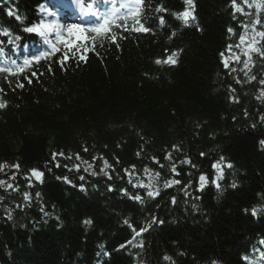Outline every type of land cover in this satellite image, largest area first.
<instances>
[{"label": "trees", "instance_id": "trees-1", "mask_svg": "<svg viewBox=\"0 0 264 264\" xmlns=\"http://www.w3.org/2000/svg\"><path fill=\"white\" fill-rule=\"evenodd\" d=\"M38 1L19 0L24 18ZM258 2L236 0L252 17ZM186 4L142 0L139 24L109 25L115 42L86 31L71 51L0 64L14 70L0 72V264H244L264 241V40L245 69L244 13L192 0L185 23Z\"/></svg>", "mask_w": 264, "mask_h": 264}, {"label": "snow or ice", "instance_id": "snow-or-ice-1", "mask_svg": "<svg viewBox=\"0 0 264 264\" xmlns=\"http://www.w3.org/2000/svg\"><path fill=\"white\" fill-rule=\"evenodd\" d=\"M245 3L248 2V0H244ZM187 3L191 6L192 5V0H187ZM142 4V0H125V2L123 3H120L119 6L116 5V0H112V8L110 9L109 12L107 13H91L92 15H96L98 16V18L100 20H102L103 22L102 23H98L97 26L95 27H92V28H84V27H80L78 25H70L68 27V31L69 33H74V32H79V33H84L86 31H90V32H93V33H96L98 35H101V34H104L108 31H110V28H109V25L112 24L115 20L117 19H123V20H127L129 18H132L136 24H139V20L136 19V17H138L139 15V7L141 6ZM232 6L234 8V10L236 12H242L243 9L241 7H239L236 3V0H232ZM257 8H262L264 7V0H260V2H258L256 5H255ZM180 18H182L184 20L185 23L188 22L189 18L191 19H195L194 15L192 14L191 11H188L186 10L185 12L183 13H180L179 14ZM161 23H163V20H161ZM260 21L259 20H255L252 22V29L253 31H255V26L256 24H259ZM122 26V25H120ZM245 29L248 28V25H244ZM60 28L59 25H55V24H52V23H44V24H41L39 27H28L26 28V31L29 32V33H32V32H37L40 36L42 37H45V40L46 42L48 43H51V41L47 40V37L49 35H51L54 31L56 33V38H57V41L60 42V43H63L65 44L66 47H68V50L71 51V42L70 41H67V40H64L60 34V31H58V29ZM133 31H142V32H147L149 31V29L147 28H144L142 25H140L139 28H133L132 29ZM232 30L229 29V32H231ZM0 34H3V35H8L7 31H4V32H0ZM256 36H259L261 38H264V32H256ZM18 39V37H17ZM245 39H246V33L245 35H241L240 36V41L241 43H245ZM111 40L112 42H115L117 40V36L115 34H113L111 36ZM9 43H11V41H9ZM258 43V41H256L255 37H253L251 39V42L248 44V47L250 50H255V51H258V49H254L252 47V45ZM119 46V45H117ZM237 47H239V45H237ZM231 48L232 46L229 45V51H231ZM53 52H56L58 51V49L55 47V45H53ZM79 50V49H77ZM84 51L86 52L87 49L85 48ZM248 53H246L247 55ZM47 55V54H45ZM75 55V53L73 54ZM223 55V54H222ZM175 56V53L172 54V57H169V60L166 61L168 63H175V59L173 58ZM68 58L67 56V52H65L64 54V60H66ZM81 59H83V56L80 57ZM33 59L35 60H39V57H34ZM237 60H239V57L237 56L236 57ZM63 60L61 61V65L63 66ZM15 63V62H14ZM30 61L28 59H25L24 61V64L27 65L29 64ZM156 63H161V61L157 60ZM224 66L227 68L228 67V63L227 61H225V64ZM15 71H22V68H17ZM0 72H7L9 74H14V70L12 68H5V67H0ZM35 75V73L33 74ZM253 79H255L253 77ZM30 82V81H29ZM264 83V82H262ZM18 87H23V84H18L17 85ZM7 106V102L6 101H0V109L4 108ZM264 143V142H262ZM62 155V153H61ZM187 162V161H185ZM105 166L107 167V162H105ZM4 166L3 165H0V168H3ZM14 167H19L18 165H15ZM217 167H219V165H217ZM228 167H231V165H228ZM173 171H175V166H173ZM147 171V170H146ZM32 175L34 177H36L37 179H40L42 177V173L36 171V170H33L32 171ZM156 176H159V173H156ZM204 177H201V180H203ZM4 182L3 181H0V184H3ZM178 183V181H177ZM141 186H144V185H141ZM166 187L170 186L168 184L165 185ZM8 187H12L11 185H8ZM148 195L151 197L153 196V192L152 191H149L148 192ZM27 199V196L25 197ZM137 200H140V197L137 196L135 197ZM253 214H255V210H253ZM86 223H90V221H87ZM127 223V221H126ZM139 235V233H137ZM129 243H131V241H129ZM264 258V257H262Z\"/></svg>", "mask_w": 264, "mask_h": 264}, {"label": "rangeland", "instance_id": "rangeland-1", "mask_svg": "<svg viewBox=\"0 0 264 264\" xmlns=\"http://www.w3.org/2000/svg\"><path fill=\"white\" fill-rule=\"evenodd\" d=\"M256 4H257V3H255V5H256ZM244 29H245V28H244ZM248 30H249V27H248L247 29H245L244 35H245V33H246V38H247L248 40H251L254 36H253ZM238 44L241 45V47H243V48L240 47V48L237 49L236 52L233 54L234 57H237V56L239 57V60L236 59V62H242L243 65H244V67H245V69H246V68H249L250 65H251V59H252L251 51H252V50L249 49L248 44H246V43H241L240 40L238 41ZM246 53H248V54L246 55Z\"/></svg>", "mask_w": 264, "mask_h": 264}]
</instances>
